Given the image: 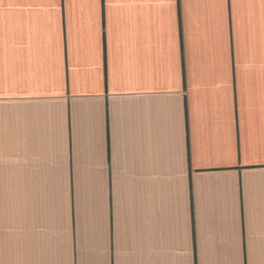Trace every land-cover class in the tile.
I'll return each mask as SVG.
<instances>
[{"label":"crops","instance_id":"crops-1","mask_svg":"<svg viewBox=\"0 0 264 264\" xmlns=\"http://www.w3.org/2000/svg\"><path fill=\"white\" fill-rule=\"evenodd\" d=\"M0 264H264V0H0Z\"/></svg>","mask_w":264,"mask_h":264},{"label":"clouds","instance_id":"clouds-1","mask_svg":"<svg viewBox=\"0 0 264 264\" xmlns=\"http://www.w3.org/2000/svg\"><path fill=\"white\" fill-rule=\"evenodd\" d=\"M149 7V5H147Z\"/></svg>","mask_w":264,"mask_h":264}]
</instances>
